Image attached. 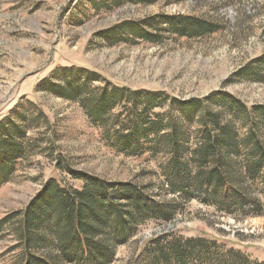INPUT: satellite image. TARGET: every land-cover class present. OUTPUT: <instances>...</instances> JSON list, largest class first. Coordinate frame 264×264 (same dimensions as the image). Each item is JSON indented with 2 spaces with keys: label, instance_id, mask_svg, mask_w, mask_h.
Wrapping results in <instances>:
<instances>
[{
  "label": "rangeland",
  "instance_id": "374dc122",
  "mask_svg": "<svg viewBox=\"0 0 264 264\" xmlns=\"http://www.w3.org/2000/svg\"><path fill=\"white\" fill-rule=\"evenodd\" d=\"M178 14L208 19L221 29L204 37H179L145 23ZM126 20L158 33L159 41L134 42L125 33L103 37ZM261 57L264 0H0V120L24 105L26 115L33 114L28 99L39 103L51 120L49 126L30 124L34 149L0 187V219L25 208L51 177L81 185L72 171L141 188L149 185L145 192L161 203L179 195L164 182L162 154L130 156L111 147L78 103L37 87L56 67H87L115 83L162 89L182 100L224 91L250 105H264V79L245 73L257 67L264 74ZM172 111L179 115L177 107ZM174 228L185 236L216 237L264 260V213L230 214L194 197L173 222L141 225L126 240L115 242L109 264H152L140 244ZM16 245L12 233L0 237V264H20Z\"/></svg>",
  "mask_w": 264,
  "mask_h": 264
},
{
  "label": "trees",
  "instance_id": "16d2710c",
  "mask_svg": "<svg viewBox=\"0 0 264 264\" xmlns=\"http://www.w3.org/2000/svg\"><path fill=\"white\" fill-rule=\"evenodd\" d=\"M145 21L179 37H204L221 29L194 15ZM120 33L132 35L134 42L159 41L158 33L129 20L103 37L115 39ZM258 62L263 68L264 57ZM256 68L245 73L264 79ZM37 87L78 103L111 147L130 156L162 154L164 182L179 195L161 203L145 192L149 185L104 181L81 171L70 172L81 185L51 177L25 208L0 219V237L12 233L20 264H109L115 242L126 240L141 225L173 222L194 197L230 214L264 213V105H250L224 91L182 100L162 89L115 83L82 66L56 67ZM28 104L33 114L26 115L24 105L0 120V187L34 149L30 124L51 125L39 103L28 99ZM140 245L152 264H264L216 237L185 236L176 228Z\"/></svg>",
  "mask_w": 264,
  "mask_h": 264
}]
</instances>
